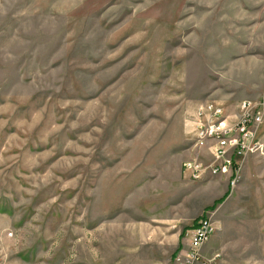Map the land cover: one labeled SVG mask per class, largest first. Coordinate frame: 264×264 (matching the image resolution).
<instances>
[{
    "label": "rangeland",
    "instance_id": "1",
    "mask_svg": "<svg viewBox=\"0 0 264 264\" xmlns=\"http://www.w3.org/2000/svg\"><path fill=\"white\" fill-rule=\"evenodd\" d=\"M206 100L262 148L185 180ZM204 214L264 264V0H0V264H174Z\"/></svg>",
    "mask_w": 264,
    "mask_h": 264
},
{
    "label": "built area",
    "instance_id": "2",
    "mask_svg": "<svg viewBox=\"0 0 264 264\" xmlns=\"http://www.w3.org/2000/svg\"><path fill=\"white\" fill-rule=\"evenodd\" d=\"M241 115L230 121L218 103L206 100L194 106L193 116L188 121L194 134V147L207 148L213 157V163L203 166L199 162L189 161L183 168L190 171V178L198 180L202 176L231 174L236 177L239 167L236 157L260 150L262 145L256 141L257 127L262 122L259 107L251 102H242L238 106ZM235 180L230 179V184ZM211 216L202 215L191 227L189 240L174 256V264H217L214 254L211 258L202 256L200 249L214 234L215 228Z\"/></svg>",
    "mask_w": 264,
    "mask_h": 264
},
{
    "label": "crops",
    "instance_id": "3",
    "mask_svg": "<svg viewBox=\"0 0 264 264\" xmlns=\"http://www.w3.org/2000/svg\"><path fill=\"white\" fill-rule=\"evenodd\" d=\"M215 102V101H214ZM188 129L190 130L191 129V126H190V124L188 123ZM206 149V150H205ZM206 154H210V151H208V149L207 148H200L196 153H194V155H192V159L191 160H188V161H185V162H183L182 163V173H183V178L185 179V180H190L191 178H190V171H186V170H184V168H183V165H184V163H186V162H189V161H196V162H199L200 164H202L203 166H208V165H210V164H212V163H210V161H211V159L210 160H208V161H206V159H205V162H204V160H203V157H204V155H206ZM201 156H202V158H201ZM213 158V157H212ZM213 160V159H212ZM224 177V176H223ZM223 177H219L218 179H216V183H219L218 181H222L224 178ZM218 180V181H217ZM215 182H213V183H215ZM213 191V190H212ZM211 191V192H212ZM225 193V192H224ZM213 195H216V194H218V189L217 190H215V191H213V193H212ZM225 195V194H224ZM204 213V212H203ZM200 216H202V215H200ZM199 218V217H198ZM197 218V219H198ZM196 219V220H197ZM194 224H195V220H194ZM190 227H192V225L190 226ZM210 239V238H209ZM179 240V239H178ZM186 240V243L188 242V240H189V237L188 238H186L185 239ZM208 242H209V240L201 247V249H200V252L202 253V254H205L204 252H205V249H206V247H207V244H208ZM185 244V243H184ZM183 244V245H184ZM182 245V246H183Z\"/></svg>",
    "mask_w": 264,
    "mask_h": 264
},
{
    "label": "trees",
    "instance_id": "4",
    "mask_svg": "<svg viewBox=\"0 0 264 264\" xmlns=\"http://www.w3.org/2000/svg\"><path fill=\"white\" fill-rule=\"evenodd\" d=\"M227 193H228V192H227ZM227 193H225L224 198L228 195ZM224 198L222 197V198H220V199L214 201V203L212 204V206H211L209 209H210V210L214 209L215 206H216L217 204H219ZM210 210H208V211H210Z\"/></svg>",
    "mask_w": 264,
    "mask_h": 264
},
{
    "label": "bare ground",
    "instance_id": "5",
    "mask_svg": "<svg viewBox=\"0 0 264 264\" xmlns=\"http://www.w3.org/2000/svg\"><path fill=\"white\" fill-rule=\"evenodd\" d=\"M219 13H220L219 11H216V10L213 11V14L216 15V16L219 15Z\"/></svg>",
    "mask_w": 264,
    "mask_h": 264
}]
</instances>
